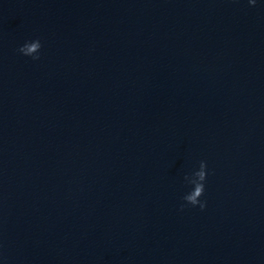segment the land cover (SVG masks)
Here are the masks:
<instances>
[{
    "label": "water",
    "instance_id": "95a60500",
    "mask_svg": "<svg viewBox=\"0 0 264 264\" xmlns=\"http://www.w3.org/2000/svg\"><path fill=\"white\" fill-rule=\"evenodd\" d=\"M0 261L264 264V0H0Z\"/></svg>",
    "mask_w": 264,
    "mask_h": 264
},
{
    "label": "clouds",
    "instance_id": "9594fccd",
    "mask_svg": "<svg viewBox=\"0 0 264 264\" xmlns=\"http://www.w3.org/2000/svg\"><path fill=\"white\" fill-rule=\"evenodd\" d=\"M256 2H257V0H248V3H249L250 5H255ZM37 46H38V45L35 44V43H28V42H26L25 44H23V45L18 49V51H19V53L22 54L23 56H26V57H27V56H31L33 60H38L39 57H37V56H33V55H32V50H33L34 48H36ZM193 203H195V202H193ZM205 207H206V201H203V202H200V203H199V208H200V209H204ZM0 264H2V261H0Z\"/></svg>",
    "mask_w": 264,
    "mask_h": 264
}]
</instances>
